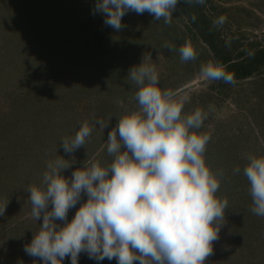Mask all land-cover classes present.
Segmentation results:
<instances>
[{
  "label": "rangeland",
  "instance_id": "374dc122",
  "mask_svg": "<svg viewBox=\"0 0 264 264\" xmlns=\"http://www.w3.org/2000/svg\"><path fill=\"white\" fill-rule=\"evenodd\" d=\"M96 2L0 0V208L6 204L0 264H43L24 250L42 224V216H31L27 189L40 186L47 162L60 156L74 161L61 173L66 178L83 162H112L108 133L120 117L138 110V86L127 77L144 57L157 68L159 87L189 97L182 114L212 106L198 131L211 136L205 160L214 172L223 170L216 195L227 198L228 208L205 264H264V216L251 211L243 174L249 155L264 156V60L249 76H236L238 66L264 48V0H178L170 25L148 12L129 11L119 31L104 24L103 14H93ZM221 16L225 22L215 27ZM165 43L177 50L170 52ZM186 43L197 58L182 63L178 49ZM209 62L219 63L235 83L204 80L200 68ZM96 119L108 126L94 125ZM85 121L93 127L91 136L66 154L62 139L73 137ZM237 167L241 171L234 174ZM86 200L82 194L69 210V222ZM62 264H71L70 256ZM78 264L118 262L82 252Z\"/></svg>",
  "mask_w": 264,
  "mask_h": 264
},
{
  "label": "clouds",
  "instance_id": "9594fccd",
  "mask_svg": "<svg viewBox=\"0 0 264 264\" xmlns=\"http://www.w3.org/2000/svg\"><path fill=\"white\" fill-rule=\"evenodd\" d=\"M177 3L97 0L93 14H103L104 24L117 31L125 27L122 17L129 11L148 12L170 25ZM184 3L204 5L206 0ZM224 22L221 16L213 25L219 27ZM164 47L170 52L177 50L169 43ZM178 51L182 63L197 58L188 43ZM200 75L209 82L235 83L219 63L202 64ZM127 78L138 86V110L120 117L108 133L107 153L112 162L103 166L83 162L66 178L61 173L74 161L60 156L47 162L41 185L27 189L31 216L37 221L42 216V224L24 250L43 264H62L69 256L71 264H78L82 252L97 261L115 258L118 264H205L213 255L228 200L216 195L223 170L214 172L205 160L211 136L198 131L212 106L209 111L197 108L182 114L189 97L159 87L157 68L146 63L145 57L130 69ZM93 124L101 129L108 126L102 119ZM92 131L85 121L73 137L62 139L63 151L71 154L85 146ZM247 160L243 174L250 185L251 211L264 216V156L249 155ZM240 171L239 167L233 170L234 174ZM82 194L87 200L69 222L68 212L81 201ZM5 207L0 208V215Z\"/></svg>",
  "mask_w": 264,
  "mask_h": 264
},
{
  "label": "trees",
  "instance_id": "16d2710c",
  "mask_svg": "<svg viewBox=\"0 0 264 264\" xmlns=\"http://www.w3.org/2000/svg\"><path fill=\"white\" fill-rule=\"evenodd\" d=\"M256 59L252 60V62H247L244 63L243 65H239V71H237L236 76L239 77H244V76H249L252 73V68L257 66V63H259V61L264 60V48L260 50L259 54L257 57H255Z\"/></svg>",
  "mask_w": 264,
  "mask_h": 264
}]
</instances>
